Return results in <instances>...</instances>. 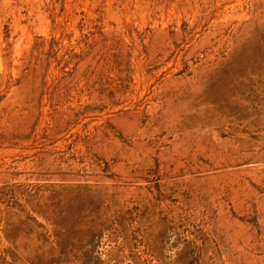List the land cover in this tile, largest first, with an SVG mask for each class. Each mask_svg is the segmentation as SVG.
Instances as JSON below:
<instances>
[{"label": "rangeland", "instance_id": "obj_1", "mask_svg": "<svg viewBox=\"0 0 264 264\" xmlns=\"http://www.w3.org/2000/svg\"><path fill=\"white\" fill-rule=\"evenodd\" d=\"M0 264H264V0H0Z\"/></svg>", "mask_w": 264, "mask_h": 264}]
</instances>
